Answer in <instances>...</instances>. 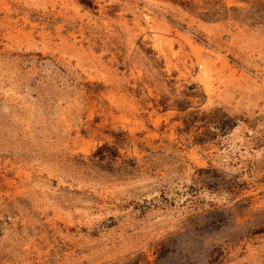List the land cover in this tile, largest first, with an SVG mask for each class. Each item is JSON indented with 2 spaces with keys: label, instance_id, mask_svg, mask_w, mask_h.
Here are the masks:
<instances>
[{
  "label": "rangeland",
  "instance_id": "1",
  "mask_svg": "<svg viewBox=\"0 0 264 264\" xmlns=\"http://www.w3.org/2000/svg\"><path fill=\"white\" fill-rule=\"evenodd\" d=\"M0 264H264V0H0Z\"/></svg>",
  "mask_w": 264,
  "mask_h": 264
}]
</instances>
